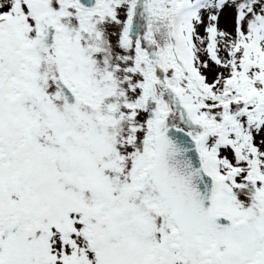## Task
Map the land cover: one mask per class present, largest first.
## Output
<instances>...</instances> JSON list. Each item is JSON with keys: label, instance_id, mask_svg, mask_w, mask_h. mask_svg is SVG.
<instances>
[{"label": "snow or ice", "instance_id": "obj_1", "mask_svg": "<svg viewBox=\"0 0 264 264\" xmlns=\"http://www.w3.org/2000/svg\"><path fill=\"white\" fill-rule=\"evenodd\" d=\"M0 264H264V0H0Z\"/></svg>", "mask_w": 264, "mask_h": 264}]
</instances>
